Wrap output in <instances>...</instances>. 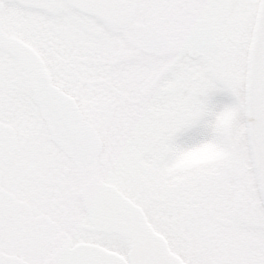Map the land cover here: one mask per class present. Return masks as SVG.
<instances>
[{
  "label": "snow or ice",
  "instance_id": "1",
  "mask_svg": "<svg viewBox=\"0 0 264 264\" xmlns=\"http://www.w3.org/2000/svg\"><path fill=\"white\" fill-rule=\"evenodd\" d=\"M0 264H264V0H0Z\"/></svg>",
  "mask_w": 264,
  "mask_h": 264
}]
</instances>
